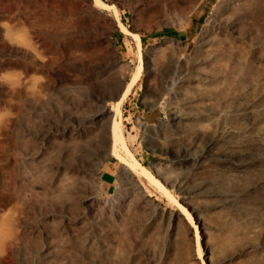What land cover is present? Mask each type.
I'll use <instances>...</instances> for the list:
<instances>
[{
  "label": "rangeland",
  "instance_id": "rangeland-1",
  "mask_svg": "<svg viewBox=\"0 0 264 264\" xmlns=\"http://www.w3.org/2000/svg\"><path fill=\"white\" fill-rule=\"evenodd\" d=\"M22 1L0 0V52L17 51L0 56V87L14 84L19 95L0 93L9 132L0 148V264H264V0H100L118 21L101 7L110 30L85 13L74 25L72 15L55 72L31 76L37 85L17 61L33 54L23 16L40 26L46 6ZM202 8L203 21L187 32ZM151 13L149 27L138 26ZM117 22L139 35L138 49ZM177 61L189 83L174 99ZM131 79L120 133L154 175L173 172L165 183L188 221L143 178L120 185L124 162L101 129L35 140L67 108L81 119L107 113L108 98Z\"/></svg>",
  "mask_w": 264,
  "mask_h": 264
},
{
  "label": "bare ground",
  "instance_id": "bare-ground-1",
  "mask_svg": "<svg viewBox=\"0 0 264 264\" xmlns=\"http://www.w3.org/2000/svg\"><path fill=\"white\" fill-rule=\"evenodd\" d=\"M36 1H38V0H35L34 2H36ZM22 2H23V5H20V6H24V5L29 6V4L33 5L32 0L31 1L30 0H23ZM92 2L94 3V5L90 4ZM44 4L46 6V13H45V17L40 19V21H38L40 26H36V24H37L36 20H33V18L31 19L26 15H24L25 17L23 16V19H24V21L28 27V30L26 28V30L28 32L27 31L26 32L29 33V35L28 34L27 35L32 39V48H33V50H32L33 54H29L28 52H24V53L20 52V54L18 55V56H20L21 61H17V64H18V66L20 65V67H22V69H23L22 72L20 70L19 71L21 72V75L23 74L22 76L24 79L29 77V79L31 78L32 80H34L32 78L33 75L41 74V75H43L42 77H43V81H44V76L48 77L55 72V68H54L53 64H55L54 61H55L56 57L59 56V54L62 51L63 30H64V27L67 24L68 20L71 19L72 15L76 14V19H71V21H69V22H73L72 24H74V25L77 24L78 17L81 14L85 13L87 15L86 17L89 19L90 24L93 27H98L101 29L103 28V29H107V30L112 29V22L109 19L105 18L104 16H101V14H98V12L96 11V7H101V8L110 10L114 15V19L115 20L118 19L117 18L118 11L116 10L115 6L111 3L103 4L100 0H71L68 4H64L63 0H44ZM156 14L157 13H151V15H149L147 17H144V18L140 17L141 19L138 22V26H141L143 28L149 27L150 22L153 21V18ZM21 15H22L21 12H19V15L16 16V20H18L21 17ZM0 16H1V14H0ZM212 21H215V20H212ZM47 23H48V25H47L48 27L46 26ZM116 25L120 31H123L126 35H128L134 41L135 46L138 49L139 45H140L139 35L136 32H131V31L126 30V28L123 27L118 22L116 23ZM86 43H92V42L86 41ZM11 53L16 54L17 51H15L14 49L5 47V48L1 49L0 56L7 58ZM151 55L152 54H150V56ZM150 56L144 57V61H145V63H147L148 67L150 66V63L152 60L150 58ZM23 60H26L27 63H24ZM173 70H174L172 72L173 78L171 79L172 80L171 83H172V86L175 85V87H176L175 93L173 94L174 99H176L178 97V95H182V93L184 91V86L189 83V79L186 76L182 75V73H181L182 70L179 67L178 61H177L176 65L174 66ZM137 72L135 73V76H136ZM167 76H168V73H167ZM38 77H40V75H38ZM38 77H37V79H38ZM135 78H137V76ZM29 79H27V80H29ZM38 80L40 81L41 79L39 78ZM39 81H37V82H39ZM45 81H47V79H45ZM167 81H168V78H167ZM15 82L16 83L21 82V80L19 79V81H15ZM16 83H15V85H16ZM33 83H31V84L29 83L30 87ZM13 85H11L10 87L17 89V88H15V86L12 87ZM34 85H37L36 81H35ZM34 85H32V86H34ZM133 85H134V79H131L129 82L126 83V85H124L125 89H124L121 97L117 101L111 103V106L107 110V113L103 111L102 113L92 115V116H88V118H83V119L76 116V114L74 115V114L70 113L69 111H67L68 108H67V110L62 111V113H58L57 120L53 123V125H51L49 127V130L48 129L45 130L46 133H43L41 131V129L39 131L34 132L35 136H36L35 140L37 138L39 139V141L40 140H47V139L49 140L51 135L57 136V139L59 136L63 137V135L64 136L65 135L74 136L75 139H81L83 135H85L86 133H90L95 128H97V130L101 129L102 133L105 134V136H107V144H110L109 153L111 154V156L113 158L122 160L124 162V164H123L124 169L121 171L120 176H119L120 185L123 186L124 184L129 183L130 176L131 177L136 176V177L143 178L149 184H151L159 193H161L165 199H167L171 203H174V205H176L177 211L181 214V216L185 220H187V219H189V217L191 215L189 216L186 209L181 204H179L176 199L173 198L170 190L167 188L166 183H165V181L167 179H169L167 172L170 173L172 171H170L168 167H164L165 169L168 168V169H166L165 173H163L164 172L163 171L164 168H163L162 174H160V175L158 174L157 176L154 175L148 168L141 165L139 163V161L134 157V155L128 149V147L125 143V139L123 138V136L120 133V131H121V128H120V126H121L120 125L121 106H122L124 100L126 99V97L130 94ZM2 87H0V93L1 94H4V95L11 94L12 96H17V98H18L19 95L18 94L14 95L15 93H13L14 89L9 88L12 90L10 92L8 89L5 90V89H3L4 87L3 88ZM39 87H37V89L35 88L36 92L39 90ZM48 87H49V85H48ZM27 88H29V85ZM7 92H9V93H7ZM116 94L117 93H115L113 96H115ZM8 99H10L9 103H11V98H7L6 99L7 102H8ZM12 102H14V100ZM19 107H20V110L23 109L21 106H18V108ZM26 107H29V106H26ZM3 109H4V107H3ZM6 110H8V109H6ZM30 110H32V109H30ZM103 110H106V109H103ZM6 115L7 114H5V116ZM5 116L4 117L0 116V121H1V118L3 119L0 123V148L3 147L5 141L9 140V136L7 134V133H9L8 132V125H7L8 122H6L7 119L5 118ZM171 116H172V119L177 120V118H180V112L178 110L174 109V111L171 113ZM32 119H33V117H32ZM33 123H34V121H33ZM192 124H195V123L193 122ZM206 127H207V125H206ZM28 139H31V138H28ZM28 139H26V140H28ZM256 142H257V140L255 141V144H257V146H259L258 143H256ZM252 144H253V142L251 143V145ZM254 146L255 145H253V148H254ZM209 156H210V154H209ZM202 157H203V155L201 154L200 158H202ZM227 158H225V159H227ZM198 160H199V158L197 160L194 158V163L197 164ZM13 163H15V162H13ZM7 166H9V165H7ZM173 179H176V178L173 177ZM173 179H172V181H173ZM123 190H124L123 188L122 189L120 188V193H122ZM193 191L195 192V190H193ZM120 197H121V200H124L126 196L122 195ZM113 206H114L115 212L120 208L117 203H115V205H112V207ZM112 207H111V209H112ZM197 223L199 224L198 221H197ZM108 233H109L108 231H104L103 232L104 237H109Z\"/></svg>",
  "mask_w": 264,
  "mask_h": 264
},
{
  "label": "crops",
  "instance_id": "crops-1",
  "mask_svg": "<svg viewBox=\"0 0 264 264\" xmlns=\"http://www.w3.org/2000/svg\"><path fill=\"white\" fill-rule=\"evenodd\" d=\"M204 13H205V8H202L198 11L196 15L191 16L186 23V31L187 32H193L196 30L197 26L200 25V23L204 19Z\"/></svg>",
  "mask_w": 264,
  "mask_h": 264
},
{
  "label": "water",
  "instance_id": "water-1",
  "mask_svg": "<svg viewBox=\"0 0 264 264\" xmlns=\"http://www.w3.org/2000/svg\"><path fill=\"white\" fill-rule=\"evenodd\" d=\"M124 89H125V86L122 85L121 88H119L117 94H116L115 96H112L111 98H108V99H110L111 102H115V101H117V100L121 97V95H122ZM108 149H109V148H108ZM167 188L170 189L169 187H167ZM179 204H180V203H179Z\"/></svg>",
  "mask_w": 264,
  "mask_h": 264
}]
</instances>
